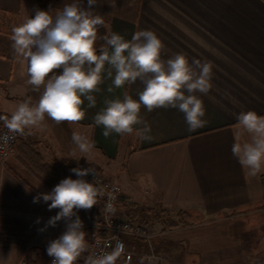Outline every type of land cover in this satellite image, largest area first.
Listing matches in <instances>:
<instances>
[{
	"label": "crops",
	"instance_id": "0c3cea01",
	"mask_svg": "<svg viewBox=\"0 0 264 264\" xmlns=\"http://www.w3.org/2000/svg\"><path fill=\"white\" fill-rule=\"evenodd\" d=\"M71 2L61 0L52 7ZM35 6L49 8L40 0H0V11L16 16L15 25L34 15ZM94 8L104 20L98 28V48L110 33L131 40L135 32L150 29L166 46L164 58L183 52L190 61L212 62L213 88L200 95L207 123L189 132L178 109L148 112L142 107L151 139L140 140L135 131L106 138L94 116L106 107V100H122L125 92L138 100L142 85L137 81L115 88L105 74L100 90L93 93L96 106L88 108L84 101L82 121L56 124L46 117L30 135L19 136L0 165V264H15L21 256L34 258L33 249L47 252L48 242L65 230L60 221L38 231L59 209L49 211L46 203H34L33 198L51 192L62 179H77L68 168L89 164L79 151L72 154L73 132L94 142L89 165L121 187L118 218L135 223L141 212L171 218L186 214L189 226L174 229H163L153 218L154 247L170 256L171 264H264V172L248 175L231 152L237 114L252 110L264 115V0H97ZM28 78L21 57H0L2 114L10 116L26 99H39ZM113 166L116 171L111 173ZM52 173L55 181L49 190L43 178ZM78 215L86 239L92 230L90 215L88 210ZM30 238L38 245L28 243ZM131 242L137 252L132 264H141L146 247Z\"/></svg>",
	"mask_w": 264,
	"mask_h": 264
},
{
	"label": "clouds",
	"instance_id": "9594fccd",
	"mask_svg": "<svg viewBox=\"0 0 264 264\" xmlns=\"http://www.w3.org/2000/svg\"><path fill=\"white\" fill-rule=\"evenodd\" d=\"M96 5L97 0H87L86 6L84 0H72L55 9L51 5L47 10L35 6L34 15L12 27L13 53L26 62L27 83L39 93V99L35 103L26 99L10 116L0 115L7 130L0 134V142L6 145L17 135H30V130L39 127L46 117L56 124L82 121L86 115L84 101L88 108L96 106L93 93L100 90L105 74L115 88L137 81L142 85L138 100L125 92L122 100H106V107L94 116L95 126H103L106 138L113 133L124 136L135 131L138 139H151V126L140 115L142 107L148 112L178 109L184 114L189 132L206 125L200 95H207L213 88L212 62L197 58L190 61L183 52L164 58L166 46L150 29L135 32L131 40L110 33L102 37L104 43L98 48V28L104 20L96 14ZM236 121L232 155L248 175L256 176L264 172V115L242 111ZM72 144V154L79 151L91 165L87 155L94 142L73 132ZM71 172L78 178L62 179L51 192L33 198L34 203H46L49 211L59 209L38 231L54 228L60 221L65 223L63 233L47 244L51 264H75L88 251L78 211L90 210L103 195L95 184L94 167H76ZM88 175L93 176V182L84 179ZM123 248L122 242H117L111 252L88 255L85 264H117Z\"/></svg>",
	"mask_w": 264,
	"mask_h": 264
},
{
	"label": "built area",
	"instance_id": "2783aa9c",
	"mask_svg": "<svg viewBox=\"0 0 264 264\" xmlns=\"http://www.w3.org/2000/svg\"><path fill=\"white\" fill-rule=\"evenodd\" d=\"M7 130L0 128V134ZM19 135L10 140L8 144L0 142V165H2L9 157L12 147L17 142ZM76 167L88 168L89 164L79 163ZM75 167V168H76ZM96 186L101 190L103 195L98 198V202L103 204L102 222L87 236L88 251L86 255L79 258L75 264H85L86 257L92 253L101 254L103 252H111L117 242H122L124 248L121 256L117 260L120 264H130L133 257L136 255V249L126 246L125 240L141 241L146 252L141 255V258L148 264L157 263L159 256L153 253L154 234L144 225L136 224L127 219L118 218L115 215L118 203L122 198V189L119 185L108 180L101 172L96 169ZM76 175V174H75ZM88 182H93V176L84 177ZM52 258L47 255L46 264H51ZM15 264H28L26 256H21Z\"/></svg>",
	"mask_w": 264,
	"mask_h": 264
},
{
	"label": "trees",
	"instance_id": "16d2710c",
	"mask_svg": "<svg viewBox=\"0 0 264 264\" xmlns=\"http://www.w3.org/2000/svg\"><path fill=\"white\" fill-rule=\"evenodd\" d=\"M60 1L61 0H40V3L43 6H49V5L52 6V5L57 4ZM15 23H16V16L9 14L7 12L0 11V57L11 60V61L15 58V55L11 47L12 42L10 40V35H11L12 27L16 26ZM0 115H4V114L0 112ZM2 125H3V122L0 121V126ZM71 169L72 168H68V171L71 174L75 175V173L71 172ZM40 178H43V177H40ZM76 178L78 177L76 176ZM43 179H44L45 187L51 190L54 186L55 174L52 173V174L46 175L45 178ZM25 211L27 210H24V212ZM28 212L30 211L28 210ZM102 215H103V204L101 202H98L97 205H95V212H94L96 226H99L101 224ZM184 215L186 214L182 212V213L176 214L174 218H171L168 215L164 217L163 213H157L153 215L152 211H147V212H141V215L137 217V220L135 221V223L146 226L153 233L152 231V228L154 226L153 218L157 219L158 222H160L163 229H174L178 227L189 226L188 222L185 220ZM93 230L94 229H92L91 231ZM128 242L129 240L126 239L125 243L127 244ZM32 251L35 252V258L33 260H30L27 258L28 264H46V261H47L46 252H43L39 249H33Z\"/></svg>",
	"mask_w": 264,
	"mask_h": 264
},
{
	"label": "rangeland",
	"instance_id": "374dc122",
	"mask_svg": "<svg viewBox=\"0 0 264 264\" xmlns=\"http://www.w3.org/2000/svg\"><path fill=\"white\" fill-rule=\"evenodd\" d=\"M1 127H3V125L1 126ZM111 173H114L115 171H116V167L115 166H113L112 167V169H111ZM110 173V175L112 176V174ZM94 209H95V207L93 206L90 210H88V213H89V215H90V224H91V226H92V229L93 228H96V222H95V218H94ZM19 226V225H18ZM19 228H21V226H19ZM159 228L160 227H158V226H156L155 225V229H154V232H158V230H159ZM20 231V230H19ZM19 231H18V235H19ZM20 237H18V239H19ZM34 238H30L29 239V242L28 243H33L34 245H38V240L37 241H35V240H33ZM14 240H15V238H14ZM126 241V240H125ZM86 243H87V238H86ZM127 245V247H128V249L130 248V247H133V248H135L136 249V247L134 246V244H133V246H132V242H131V240H129V242L126 244ZM153 253L155 254V255H157V256H159V260L157 261V263H152V264H171V262L169 261V259H171V257L170 256H165L164 254H162V253H158L157 251H156V249H155V247H154V243H153ZM46 254H47V252H46ZM136 254H137V252H136ZM86 255V252L85 253H83L82 255H81V257H80V259L82 258V257H84ZM27 258L28 259H30V260H33L34 258H32V257H30V256H27ZM136 259H137V257H135ZM134 258V259H135ZM82 260V259H81ZM130 264H132V262L130 263ZM141 264H148V263H146V261H141Z\"/></svg>",
	"mask_w": 264,
	"mask_h": 264
}]
</instances>
